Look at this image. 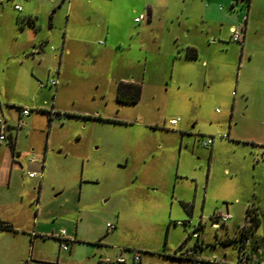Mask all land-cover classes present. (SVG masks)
Returning <instances> with one entry per match:
<instances>
[{
    "label": "rangeland",
    "instance_id": "1",
    "mask_svg": "<svg viewBox=\"0 0 264 264\" xmlns=\"http://www.w3.org/2000/svg\"><path fill=\"white\" fill-rule=\"evenodd\" d=\"M14 2L0 8V99L13 100V107L2 105V110L23 144L24 127L16 130L19 109H31L34 92L42 93L36 84L46 79L32 70L33 64L17 63L23 39ZM17 5L22 9L21 2ZM96 5L106 12L108 38L87 30L91 20L83 33L92 43L67 39L71 54L52 69L61 71L55 100L74 112L51 121L55 143L67 142V155L52 151L44 159L46 185L39 201L0 209L11 228L0 234V264H98L115 260L120 250L127 260L139 254L141 264H237V243L226 241L239 236L246 208L259 220L254 240L264 239L259 145L264 142V69L257 67L264 49V0H231L229 5L225 0H106ZM47 9L41 11L43 32L52 37L47 47L58 52L55 40L62 42L64 29L58 22L48 29ZM149 9L155 19L134 23ZM74 16L72 10L69 27L75 26ZM241 25L243 50L229 32ZM189 47L195 56L186 55ZM119 80L141 86L138 104L115 103ZM42 91L47 96L30 114L48 125L42 111L50 108L52 91ZM210 139L212 146L204 147ZM26 153L38 158L28 147ZM35 183L21 173L30 194ZM36 202L43 206V218L35 217ZM214 214L230 215L229 232L223 225L212 228ZM195 228L198 238L191 236ZM61 232L72 239L68 251L56 238ZM183 255L190 258L180 260ZM252 261L264 264V254Z\"/></svg>",
    "mask_w": 264,
    "mask_h": 264
},
{
    "label": "crops",
    "instance_id": "2",
    "mask_svg": "<svg viewBox=\"0 0 264 264\" xmlns=\"http://www.w3.org/2000/svg\"><path fill=\"white\" fill-rule=\"evenodd\" d=\"M9 1L11 0H4L3 3L0 5V8L3 9L4 6L6 5L5 3ZM18 1L21 2L23 6L20 12L14 9V6L18 4ZM24 1L25 3H23L20 0H15L14 6H13V10L17 12L18 14H20L17 16V22L21 28L20 37L23 39V44L21 46V51L19 52V55H18L19 57H18L17 63L19 62L20 65H23L25 62H28L31 65L33 64L32 70L39 72L41 76L45 77L46 79L45 82L51 78H54L57 80L58 82L57 86L52 87V88L49 86L44 87V88H39L38 87L39 81L36 84L37 88L41 90L42 92L41 97L43 96V98L47 96L46 95L47 93L44 94L42 90L46 88V90L50 89L52 91L51 95H52L53 101H51L50 108L47 110V112L42 111L44 114L48 113L50 109H53L54 111L58 113H62L61 111H64V113L62 114L70 113L71 115H74V112H67L68 110H65L67 106L66 104L62 102V100H55V94L58 89L61 71H60V68H58L56 71L53 70L54 72L52 71V69L53 68L55 69L56 63H58V65L61 67L64 56L69 57V55L71 54V51H70L71 45H69L70 46V49H69L67 45V39H68V42H70V44L72 43L91 44L92 43L88 39V37L84 38L85 35L83 33V25L85 24L89 25L88 23L91 20H94L93 21L94 24L92 23V28L88 26L87 30L88 29L97 30L99 31V34H102V36L105 37V39L108 38V35H107L108 34V24H105L106 23V16H105L106 12L103 11L102 9L101 11H99V9H96V7H98L96 5V2L106 1V0H41L39 2L37 1L36 5H34V1L36 0H33V1L24 0ZM230 1L231 0H225V3L229 5ZM47 7H48L47 16L49 18V20H47L48 29L49 30L52 29L55 26V24H57V22H58V29L60 30L61 27H63L64 29V33H63L64 38L62 42H60V40L57 41L54 39L56 43H58L56 45L58 52L54 51L55 49H53L52 47H49V48L47 47V44L50 42L49 39L52 40V37H50L51 34H44L43 32V30H45V27L43 25H45L46 21L45 19H43V15L41 11ZM72 10L75 13V16H74L75 20L73 21L75 26L71 25L69 27V16ZM145 16L147 18L142 22H145V21L151 22V20L155 19V13L154 11L150 9L147 11V14ZM62 17L65 18V22L62 21ZM135 19L136 17L134 18V20ZM59 20H61L60 23H59ZM140 23H136V24H140ZM241 26L245 28V25H241ZM232 28H235V27H230L229 32ZM243 47H244V43H243L241 50H243ZM188 49H192V48L189 47ZM57 53L59 54L58 56H57ZM259 53L260 55H262V58H260L261 64L259 63L257 67L264 69V49L260 50ZM248 60L249 61L252 60V55L248 56ZM258 68H255V71ZM51 73L53 75H51ZM126 82L127 81L119 80V82L116 84L115 93H114L115 103H120L117 100L118 85L120 83H126ZM129 82H131L132 85H138L132 80H130ZM41 97H38V93L36 91L34 92L33 96L31 97V109H29V114L27 116H22L21 110L28 109V108L19 109L20 122L17 123L18 125L16 126L17 127L16 130L24 127V129H21L23 135H25V138H26L23 144L17 143L16 141L17 134L12 133V129H14L13 124L4 117L5 114L3 113V110H2V105L7 106V107H13L12 106L13 100H10L9 99L10 97L8 96H5L6 102L0 99V112L3 114V119L7 122L10 128L7 140L0 142V209L9 208L10 206H13L16 204H19V205L26 204L28 207H31V202L33 201V199H36L37 201H39V198L43 195L42 193L43 188L46 185L45 175H44L45 167L43 165L44 159L52 151L58 152V156H61V157L64 155H67V150L65 151L67 147V142L65 144L66 146L62 144L65 142L63 140L60 142V144L55 143L56 140H54V137L51 134V130L53 129V126H54V124L51 121L54 118L49 117V115L47 114V118L49 121L47 125L46 123L45 124L41 123L36 115L30 114V111L33 108L39 107L38 104H39ZM138 102L135 104H138ZM46 103L47 102H44V104ZM121 104H125V103H121ZM261 112H264V107ZM172 121H175V120H172ZM48 126H49V129H48ZM45 132L47 133V140H43L42 138V135ZM263 135H264V129H263ZM3 143L4 145H2ZM259 145H261V143ZM27 147L32 152L37 154L38 158H35L34 156L31 158H28L29 156L26 153ZM22 172L25 173V176L27 177L28 180L36 182L35 183L36 186L32 188L33 192L31 194L29 191L27 192L25 187H23V185L21 184V173ZM27 173H36L37 176L33 178H29L27 176ZM46 181H47V178H46ZM30 196H31V199H30ZM36 204L37 205H36L35 217L43 218V215H42L43 206L39 207L38 202H36ZM183 205H186V204H183ZM3 216H7V215H3ZM7 221L9 223L10 220L5 217H0V226L8 225ZM223 226L226 229V231L229 232L228 228H226L227 226L226 225H223ZM42 227H43V224H42ZM114 228L115 227H113V229L107 228V230H114ZM7 232L8 231L6 230H0V234H7ZM58 235H56V238L60 241V245H61L62 241L60 238H58ZM254 238L255 237L253 235V239ZM68 239L70 240L69 243H71L72 239L69 237ZM261 247L262 245L259 243L255 246V249L250 251L249 260L247 261V263L255 264V262L252 261L253 256L259 257L264 254V250L261 251ZM122 252L123 250H120L119 254L115 257V260L119 256L122 255ZM138 256L140 257L139 254ZM162 257H168L169 259L172 257L177 258L173 255L172 256L162 255ZM178 258L180 260H183L184 258H190V256L183 255ZM105 260H110L111 263L109 264H117L115 263V260H111L109 258ZM142 260H143L142 257H140L139 263H135V264H141ZM130 261L131 263H134L133 257L129 260L126 259L125 264H127ZM101 262L102 261H99L98 264H100Z\"/></svg>",
    "mask_w": 264,
    "mask_h": 264
},
{
    "label": "built area",
    "instance_id": "3",
    "mask_svg": "<svg viewBox=\"0 0 264 264\" xmlns=\"http://www.w3.org/2000/svg\"><path fill=\"white\" fill-rule=\"evenodd\" d=\"M33 1V0H30ZM3 3V0H0V5ZM14 9L18 12L21 11V7L18 5L14 6ZM147 17L145 15H140L139 17H137L134 21L135 23H140L142 21H144ZM230 37L231 40L233 42H235L237 45H239L240 48H242L243 43H244V39H245V29L243 26H241L240 28H232L230 30ZM52 50V48H51ZM56 87L57 86V80L54 78H51L49 80H47L46 82H38V87L39 88H44V87ZM29 114V109H22L21 110V115L22 116H27ZM49 115V117L51 118H59V117H65V114L62 113H58L56 111H54L53 109H50L49 112L47 113ZM172 126H175L177 124L176 121H171L170 123ZM9 125L7 124V122L0 117V142L6 141L8 138V134H9ZM223 138V137H221ZM213 144V139L210 140H206L205 142H203V146L204 147H211V145ZM261 148L264 151V142L261 144ZM27 176L29 178H33L35 176H37L36 173H27ZM230 215L229 214H225V215H220V214H214L211 218L212 220V227L214 229H218L219 225H225L226 222L228 220H230ZM179 225H181V223H179ZM249 226H250V220L249 217L245 216L244 214V222L242 223V225L240 227H238V233L242 234L243 232H249ZM108 229H113L112 226L108 225L107 226ZM198 228H195L193 233H192V237L193 238H198V234H197ZM247 235V234H245ZM58 238L61 239L62 243L60 245V248L62 251H68V243H69V239L68 237L65 235L64 232L59 233ZM248 245H249V241L248 240H244L243 244L241 245V248L238 250V261L237 264H245L246 262V257L248 254ZM140 261V257L137 254H134L133 256V262L134 263H139ZM111 263L110 260H104L102 261L100 264H109ZM115 263L117 264H125L126 263V259L121 255L119 256L116 260Z\"/></svg>",
    "mask_w": 264,
    "mask_h": 264
},
{
    "label": "trees",
    "instance_id": "4",
    "mask_svg": "<svg viewBox=\"0 0 264 264\" xmlns=\"http://www.w3.org/2000/svg\"><path fill=\"white\" fill-rule=\"evenodd\" d=\"M186 55L187 56H192V55L195 56L194 51L191 49H188L186 51ZM140 97H141V86L140 85L129 84L126 86L123 83H120L118 85V90H117L118 102L125 103V104H135L138 102ZM183 207L187 212L190 213V209L186 205H183ZM245 216L249 217V220H250L249 232H243L242 234L238 233L239 236L237 238H235L234 241L229 240L226 242V244L235 242V243H237L238 250H239L241 248V245L243 244L244 240H248L249 241L248 254L246 257L245 264H249V263H247V261L249 260L250 251L255 249V246L259 243L262 246H264V239H261L259 241H256L253 239L254 232L259 225V220L257 218L256 212L253 209L247 208L245 210ZM0 230L11 231V228L8 225H4V226H0ZM245 234H247V235H245ZM170 259H175V258L172 257Z\"/></svg>",
    "mask_w": 264,
    "mask_h": 264
},
{
    "label": "flooded vegetation",
    "instance_id": "5",
    "mask_svg": "<svg viewBox=\"0 0 264 264\" xmlns=\"http://www.w3.org/2000/svg\"><path fill=\"white\" fill-rule=\"evenodd\" d=\"M124 85H129V84H132L131 82L127 81L126 83H123Z\"/></svg>",
    "mask_w": 264,
    "mask_h": 264
},
{
    "label": "water",
    "instance_id": "6",
    "mask_svg": "<svg viewBox=\"0 0 264 264\" xmlns=\"http://www.w3.org/2000/svg\"><path fill=\"white\" fill-rule=\"evenodd\" d=\"M64 118H67V116H65Z\"/></svg>",
    "mask_w": 264,
    "mask_h": 264
}]
</instances>
